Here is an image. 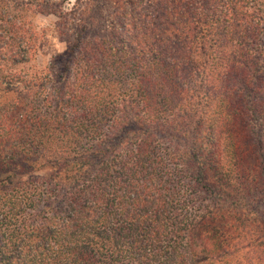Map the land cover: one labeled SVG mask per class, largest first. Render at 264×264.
Returning a JSON list of instances; mask_svg holds the SVG:
<instances>
[{
    "label": "trees",
    "instance_id": "1",
    "mask_svg": "<svg viewBox=\"0 0 264 264\" xmlns=\"http://www.w3.org/2000/svg\"><path fill=\"white\" fill-rule=\"evenodd\" d=\"M66 1L0 0V65L66 40L0 68V264H264V0Z\"/></svg>",
    "mask_w": 264,
    "mask_h": 264
},
{
    "label": "rangeland",
    "instance_id": "2",
    "mask_svg": "<svg viewBox=\"0 0 264 264\" xmlns=\"http://www.w3.org/2000/svg\"><path fill=\"white\" fill-rule=\"evenodd\" d=\"M88 3H92L91 0H85ZM99 0L101 6V14L105 18V23L112 21V15L110 14V6L114 0ZM73 0H67L62 6V12H68L72 7ZM61 18L51 13H32L27 14L25 22L28 21L32 25L34 30L41 33L40 39L36 42L35 51H33V59L27 62H19L16 64L3 62L0 68L9 67L11 65L12 73L15 75H21L22 77L29 78L30 75L40 73L43 74L50 63L56 64L59 58V53L65 49V33L59 28ZM20 86V84H19ZM245 194V193H244ZM246 195V194H245ZM244 195V196H245ZM224 230L231 233V235L225 236L227 243L240 242L241 237L239 235V227L233 225H225ZM239 244V243H237ZM232 260H234L232 258Z\"/></svg>",
    "mask_w": 264,
    "mask_h": 264
}]
</instances>
